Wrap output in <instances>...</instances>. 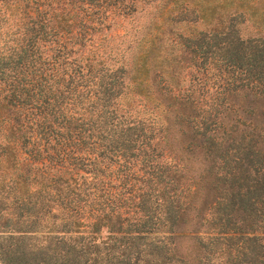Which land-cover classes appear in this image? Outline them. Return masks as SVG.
Instances as JSON below:
<instances>
[{
  "label": "trees",
  "instance_id": "trees-1",
  "mask_svg": "<svg viewBox=\"0 0 264 264\" xmlns=\"http://www.w3.org/2000/svg\"><path fill=\"white\" fill-rule=\"evenodd\" d=\"M0 264H264V0H0Z\"/></svg>",
  "mask_w": 264,
  "mask_h": 264
},
{
  "label": "rangeland",
  "instance_id": "rangeland-1",
  "mask_svg": "<svg viewBox=\"0 0 264 264\" xmlns=\"http://www.w3.org/2000/svg\"><path fill=\"white\" fill-rule=\"evenodd\" d=\"M136 15H138V13H136ZM197 26H201V24L200 23H197Z\"/></svg>",
  "mask_w": 264,
  "mask_h": 264
}]
</instances>
